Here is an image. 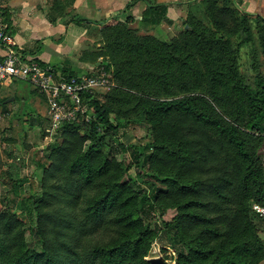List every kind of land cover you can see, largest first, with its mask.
I'll list each match as a JSON object with an SVG mask.
<instances>
[{"label": "trees", "instance_id": "obj_1", "mask_svg": "<svg viewBox=\"0 0 264 264\" xmlns=\"http://www.w3.org/2000/svg\"><path fill=\"white\" fill-rule=\"evenodd\" d=\"M199 3L211 22L240 35L233 44L190 23L185 32L195 40L199 64L179 39L137 34L130 17L101 22L103 48L83 51V59L97 64L108 58L115 77L141 95L114 86L106 92L111 103L89 95L87 111L64 122L63 138L49 146L43 165L34 223L13 209L0 210V264H152L146 257L160 237L179 251L176 264L264 259L252 210L253 203L264 204V71L254 46L251 74L241 64V47L256 41L251 20L258 15L243 12L231 26L235 9L226 0ZM61 6L64 11L66 2ZM165 10L149 4L142 20L156 22ZM260 37L264 44V33ZM203 78L211 99L161 96L158 87L177 83L189 91ZM113 114L151 125L154 148L147 170L136 177L130 170L143 167L142 154L135 150L136 161L126 164L107 148L120 127ZM156 211L161 221L152 227L144 217Z\"/></svg>", "mask_w": 264, "mask_h": 264}, {"label": "rangeland", "instance_id": "obj_2", "mask_svg": "<svg viewBox=\"0 0 264 264\" xmlns=\"http://www.w3.org/2000/svg\"><path fill=\"white\" fill-rule=\"evenodd\" d=\"M201 1L203 2V0H194L191 4H188L184 12L186 15L180 16V20L178 21L179 25L175 23L179 16L170 18L167 15V11H165L160 20L152 23H145L148 25L146 28L137 27L136 25L131 24V22H129V26H132V29L137 34L152 35L157 38L159 42H170L179 39L186 48L191 50L192 62L194 64H199L201 60L198 56L195 57V54L197 55L198 53V49L195 46V40L190 38L185 32L186 29L190 28V23L206 29L209 33L216 32L219 35H223L225 38H229L233 44H236L240 39L238 33L230 34L229 30L219 28L216 23L209 20L207 15L201 13L198 7V4H200L199 2ZM226 3L230 8L235 9V12H233L229 18V24L231 26L236 24V18L243 12H250L258 15L256 21L251 20L256 41H253L254 43L249 42L241 47V64L242 70L251 74L252 56L249 53H251L252 46H254V48L257 49V59L260 60L259 67L264 71V44L260 37L261 34L264 33V12L248 10V8L244 6L242 0H226ZM162 21L163 23H167L166 26L168 29L163 30L161 27V30L158 29V32L156 33L155 26H160ZM171 25H174V27H172L173 29H171ZM101 27V23L97 28L95 26L94 28L96 30L93 34L97 35L101 48H103L102 46L104 43L101 40ZM166 50L167 49H165L164 52L167 53ZM108 61V58L101 57L99 65L93 63L95 69L91 70V72H100L102 69L106 70L110 76V85L108 88H100L91 96L98 98L102 102H110L107 96L108 93L106 92L114 86L141 95L140 91L129 88L124 84V81L121 82L120 79L115 77L114 66ZM66 76L69 77L71 75L69 74ZM205 86L206 82L203 78L200 86H196L192 83L191 86L188 87L189 91L180 89L177 83L170 87H158L161 90V96H183L191 94L201 95L209 99L210 96L207 93H204ZM143 96L150 100L156 99L155 96H149L146 94ZM4 101L5 98L0 97V103H3ZM8 106L9 105L5 106L4 110L0 111V210L13 209L25 217L29 224H32L35 221V215L31 209L35 197L41 191L40 184L44 170L43 165L49 163L47 157V154H49V146L62 140L63 136L60 128L64 123L60 127L53 125L48 112L46 115L43 114L42 117L36 116L22 120L21 117L23 116L21 113V117H19L20 105ZM86 107L88 109L87 103ZM112 117L114 122L119 123L118 119H120V127L119 131L112 135L114 141L110 142V144L107 145V148L110 150L111 155L116 156L120 161H123L126 164L136 161V157L134 156L135 150L141 153L140 165L143 167L139 168L134 166L130 170L131 176L136 177L139 170L143 169V172L147 170L148 155L154 148V138L151 125L145 119L136 118L130 120L126 115H122L123 118H117L115 117V114H113ZM90 118L91 115L87 114L86 120H90ZM100 130L104 132L106 129L105 127H100ZM262 134H264V131H262ZM119 142H123L126 145V148L124 149L119 146ZM263 150L264 142L260 149V153ZM262 160L264 164V156L262 157ZM145 187L146 186L144 185V188ZM252 210L254 213V222L259 228V234L260 230L264 233V216L256 213L254 208ZM144 219L147 222H151L152 227H155V221H161L160 212L156 211L155 213H152L151 216H145ZM183 249V246L180 245L179 250L181 251ZM178 252L179 251L170 243L160 237L154 240L146 258L149 260L160 258L162 259L163 264H176L178 260ZM263 261L264 259L259 264H264Z\"/></svg>", "mask_w": 264, "mask_h": 264}, {"label": "crops", "instance_id": "obj_3", "mask_svg": "<svg viewBox=\"0 0 264 264\" xmlns=\"http://www.w3.org/2000/svg\"><path fill=\"white\" fill-rule=\"evenodd\" d=\"M64 1L67 8L63 11L61 5ZM193 1L0 0V21L7 23L9 32L17 42L16 48L25 59H36L53 66L60 73L72 75L95 69L93 62L83 59L82 54L93 46L101 48L97 35L93 34L96 30L94 27L97 28L101 22L112 18L126 21L130 17L131 24L146 28L148 25L145 23L148 22L142 20L143 11L152 4L166 8L170 18L179 16L175 21L178 24L180 16L186 15L185 8ZM242 1L248 10L264 12V0ZM131 3L132 6H129ZM80 17L86 18L88 23L81 21ZM166 24L162 21L160 26H155L156 33L161 27L167 30ZM170 27L173 29L174 25ZM5 53V47L0 43V60ZM0 97L5 98L0 103V111L7 105H20L19 115L21 113L23 117H19L22 120L42 117L48 112L46 96L26 79L8 77L3 80L0 84ZM261 155L264 156V150ZM260 235L264 239L261 230Z\"/></svg>", "mask_w": 264, "mask_h": 264}, {"label": "built area", "instance_id": "obj_4", "mask_svg": "<svg viewBox=\"0 0 264 264\" xmlns=\"http://www.w3.org/2000/svg\"><path fill=\"white\" fill-rule=\"evenodd\" d=\"M0 43L6 52L0 61V84L8 77L31 82L46 96L48 113L56 127L86 112V97L110 85L109 73L104 69L67 77L51 65L36 59H25L17 50V42L7 23L3 21H0ZM253 208L264 216V204L254 203Z\"/></svg>", "mask_w": 264, "mask_h": 264}, {"label": "water", "instance_id": "obj_5", "mask_svg": "<svg viewBox=\"0 0 264 264\" xmlns=\"http://www.w3.org/2000/svg\"><path fill=\"white\" fill-rule=\"evenodd\" d=\"M152 264H163L162 259L160 258H153L151 259Z\"/></svg>", "mask_w": 264, "mask_h": 264}]
</instances>
